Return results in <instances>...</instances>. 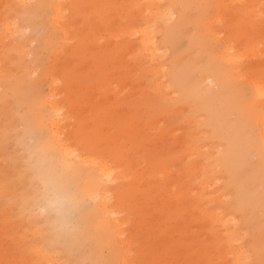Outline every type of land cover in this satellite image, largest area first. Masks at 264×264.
<instances>
[{"label":"rangeland","instance_id":"obj_1","mask_svg":"<svg viewBox=\"0 0 264 264\" xmlns=\"http://www.w3.org/2000/svg\"><path fill=\"white\" fill-rule=\"evenodd\" d=\"M254 81L264 0H0V264H264ZM29 141L70 178V232L41 212Z\"/></svg>","mask_w":264,"mask_h":264},{"label":"clouds","instance_id":"obj_2","mask_svg":"<svg viewBox=\"0 0 264 264\" xmlns=\"http://www.w3.org/2000/svg\"><path fill=\"white\" fill-rule=\"evenodd\" d=\"M25 146L28 164L34 172L36 196L41 212L50 218L54 232H70L73 229L71 217L76 210V195L70 187V178L58 170L43 145L33 141Z\"/></svg>","mask_w":264,"mask_h":264},{"label":"bare ground","instance_id":"obj_3","mask_svg":"<svg viewBox=\"0 0 264 264\" xmlns=\"http://www.w3.org/2000/svg\"><path fill=\"white\" fill-rule=\"evenodd\" d=\"M150 38V37H149ZM234 45V44H233ZM143 46L145 47V49H147V50H149L151 47H153L154 46V43L152 42H150V40H147V41H145L144 43H143ZM233 49V46L230 48V50H232ZM256 81V80H255ZM253 82V84H254V86H255V91H256V93L258 94V96H260V97H262L263 95H264V89H263V87H262V85H260V84H258L257 82ZM225 88V87H224ZM263 126H264V124H263ZM52 128H53V133H54V131H55V129L57 128V125L56 124H53L52 125ZM58 133L57 132H55V134H54V137H55V135H57ZM60 142V143H59ZM59 142H57L56 144H57V148L61 151V153H62V155L63 156H65V158L66 159H70L72 156H74L75 154L73 153V152H71L70 151V146L69 145H65L64 143H65V141H60L59 140ZM71 164V163H70ZM71 167H72V164H71ZM100 175L102 176V178L104 179V178H108V177H110L111 176V171H110V169L107 167V166H103L102 165V168L100 169ZM216 181V180H215ZM91 186V188H89V192H90V195L92 196V197H98V192H99V190H100V188H101V186H100V184H98L97 182H96V180L94 179V178H92V184L90 185ZM89 187V186H88ZM105 206H109L107 203L106 204H104ZM107 213L109 214V215H114V214H116V213H118V211L117 210H112V212L110 211V210H108L107 211ZM209 217H214V215H212V214H209L208 215ZM215 218V217H214ZM211 219V218H210ZM215 219H218L219 220V222H221V223H233V222H235V218L232 216H226L224 219H221V218H215ZM217 220V221H218ZM102 225H104L105 226V224L104 223H102ZM238 226V225H237ZM233 232V231H232ZM232 232L230 231V233H231V235H232ZM235 233H233V235H234ZM238 234H239V232H238ZM242 235V234H241ZM234 236H237V235H234ZM240 236V235H239ZM238 236V237H239ZM243 236V235H242ZM238 237H237V239H238ZM244 237V236H243ZM244 240V239H243ZM243 240H242V243H243ZM236 242H238V240H236ZM240 243H241V241H240ZM238 251V250H237ZM236 253V252H235ZM234 253V254H235ZM243 254H244V252H237V263L236 264H244V263H242V259H243ZM236 255H235V257H236ZM264 256V255H263ZM247 258V257H246Z\"/></svg>","mask_w":264,"mask_h":264}]
</instances>
